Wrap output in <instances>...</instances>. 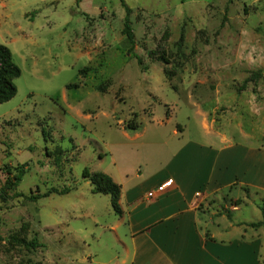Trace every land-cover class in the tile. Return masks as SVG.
Wrapping results in <instances>:
<instances>
[{"label": "rangeland", "instance_id": "1", "mask_svg": "<svg viewBox=\"0 0 264 264\" xmlns=\"http://www.w3.org/2000/svg\"><path fill=\"white\" fill-rule=\"evenodd\" d=\"M0 44L21 71L16 94L0 103V186L6 167L27 170L0 201V264H108L110 198L93 193L83 171L122 179L140 165L146 176L173 130L196 139L204 122L264 150V0H0ZM64 186L74 188L24 196ZM239 199L252 220L248 200L260 205L264 191Z\"/></svg>", "mask_w": 264, "mask_h": 264}, {"label": "crops", "instance_id": "2", "mask_svg": "<svg viewBox=\"0 0 264 264\" xmlns=\"http://www.w3.org/2000/svg\"><path fill=\"white\" fill-rule=\"evenodd\" d=\"M200 128L196 139L184 138L182 130L165 137L161 164L144 163L146 176L140 165L122 179L104 172L121 187L122 213L106 206V214L114 216L106 228L116 245L108 264H257L264 225L250 223L262 215L250 199L258 216H242L239 197L264 191V150L209 130L204 122ZM211 134L219 137L218 144L210 141ZM169 179L162 191L147 196ZM220 195L237 201L216 211L209 201Z\"/></svg>", "mask_w": 264, "mask_h": 264}, {"label": "trees", "instance_id": "3", "mask_svg": "<svg viewBox=\"0 0 264 264\" xmlns=\"http://www.w3.org/2000/svg\"><path fill=\"white\" fill-rule=\"evenodd\" d=\"M130 13L131 9L126 7L123 33L125 34L126 38L132 46L134 44V35L133 29L131 27ZM20 73V68L14 62L10 49L4 44H0V103L10 100L16 94L17 89L14 80L20 75ZM262 73L263 70H258L255 73V77H260ZM124 128L128 130H136L138 128V125L136 123L128 122L125 124ZM60 155L61 150L59 149V153L56 156L58 161L60 159ZM26 171L27 170L24 164L17 165L15 167H6L5 180L0 186V201H6L9 198L10 192L19 185V182L21 181ZM82 176L84 179L90 182L91 191L93 193H101L109 196L110 205L114 213L118 215L122 213L119 204V198L121 193L120 184L115 182L110 175L102 171H89L85 169L83 171ZM73 188L74 186H64L60 189L52 187L44 194L33 193L24 196L29 199H37L42 196H46L51 192H56L58 194H66L70 192ZM18 195L23 196L21 193H19ZM259 208L262 218L259 221L250 223V225L253 227L264 225V199L259 205ZM37 245L38 244L35 242L34 239L30 243H28V246L35 247Z\"/></svg>", "mask_w": 264, "mask_h": 264}, {"label": "built area", "instance_id": "4", "mask_svg": "<svg viewBox=\"0 0 264 264\" xmlns=\"http://www.w3.org/2000/svg\"><path fill=\"white\" fill-rule=\"evenodd\" d=\"M170 183H171V179H169V180H167L165 183L159 185L156 189L149 191V192L147 193V196H148V197H153V196H155V195H156V192H158V191H162V190L166 187V185H168V184H170Z\"/></svg>", "mask_w": 264, "mask_h": 264}]
</instances>
